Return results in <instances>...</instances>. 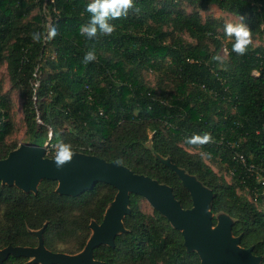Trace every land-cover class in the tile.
I'll use <instances>...</instances> for the list:
<instances>
[{"label": "trees", "instance_id": "1", "mask_svg": "<svg viewBox=\"0 0 264 264\" xmlns=\"http://www.w3.org/2000/svg\"><path fill=\"white\" fill-rule=\"evenodd\" d=\"M88 3L0 0V66L5 63L11 87L20 91L28 142L63 140L73 152L119 161L171 186L181 205L190 207L189 192L155 154L169 157L212 190V212L231 216L233 235L241 236L242 247L252 246L264 264V184L234 157L241 153L246 164L264 168V44L251 43L237 55L234 37L219 34L223 23L203 19L197 10L215 5L242 16L252 36L264 41V0H134L139 13L110 21L115 31L91 40L79 31L90 18ZM49 24L57 29L55 38L35 42L32 33H46ZM222 48L223 62L213 60ZM91 49L97 58L84 63ZM145 70L161 80L160 88L145 82ZM10 108L8 95L0 94V158L17 147L6 140L14 127ZM205 132L210 142L185 143ZM186 147L224 164L231 181ZM56 185L42 179L34 194L0 182V249L35 246L30 230L43 226L50 251L83 248L90 221L102 220L116 189L97 182L67 196L58 194ZM138 198L130 194V213L123 219L127 231L115 237L113 247L95 248L94 258L100 264H200L198 254L184 247L181 232L156 210L142 211ZM3 264L35 263L9 255Z\"/></svg>", "mask_w": 264, "mask_h": 264}, {"label": "water", "instance_id": "2", "mask_svg": "<svg viewBox=\"0 0 264 264\" xmlns=\"http://www.w3.org/2000/svg\"><path fill=\"white\" fill-rule=\"evenodd\" d=\"M48 140L43 145L21 143L0 158V182L23 192H37L42 179L56 181L55 191L77 196L103 182L116 189L102 220L89 223L90 235L76 253L53 252L43 243V227L30 230L36 236L35 246H11L0 249V264L9 256H22L35 264H100L94 249L100 245L113 247L117 235L127 229L123 219L130 213V194L145 198L154 210L180 231L187 251H195L200 264H260L262 257L252 252V246L242 247L240 235H233L234 219L225 212L211 210L213 192L195 175L172 163L169 157L155 154L180 179L191 197V206L184 208L173 194L172 187L144 174L133 172L116 161H106L96 155L74 152L72 162L58 169L54 157L45 155ZM149 146V143H147ZM213 218L216 222L213 223ZM45 225V224H44Z\"/></svg>", "mask_w": 264, "mask_h": 264}, {"label": "clouds", "instance_id": "3", "mask_svg": "<svg viewBox=\"0 0 264 264\" xmlns=\"http://www.w3.org/2000/svg\"><path fill=\"white\" fill-rule=\"evenodd\" d=\"M86 11L90 14V18L85 24L80 25L79 31L82 36L91 40L98 34L111 35L116 26L110 21L127 17L129 11L139 13L140 8L135 5L134 0H89ZM243 21L244 18L240 16L239 22L226 21L224 27L226 36L234 37L232 51L240 56L246 53L248 46L252 43V31ZM57 34L56 27L49 24L46 33L33 32L32 39L35 42H41L42 39L47 41L54 39ZM96 58L95 50L91 49L85 52L83 62L89 63L95 61ZM212 59L223 62V58L219 55H214ZM211 139V134L205 132L203 135L193 134L191 137H186L185 143L190 146H202L210 142ZM53 148L55 151L54 162L58 169L72 162L75 153L70 143L60 140L53 145ZM116 163L120 162L116 161Z\"/></svg>", "mask_w": 264, "mask_h": 264}, {"label": "rangeland", "instance_id": "4", "mask_svg": "<svg viewBox=\"0 0 264 264\" xmlns=\"http://www.w3.org/2000/svg\"><path fill=\"white\" fill-rule=\"evenodd\" d=\"M189 11L190 9L187 8ZM198 11H200L202 18H214L219 20L223 23V26L225 27L226 21H231L233 23L239 22L240 17L233 15L231 13L222 11L218 9L215 5H208L206 8H197ZM48 19H50L48 17ZM244 22V21H243ZM245 23V22H244ZM246 24V23H245ZM225 34L224 28L219 29V34ZM187 40H191L187 36H184ZM225 40L232 39V37H228L225 34L224 37ZM252 44L253 46L257 45H263L264 41L258 37L257 35L252 36ZM213 48V46H211ZM219 56L222 58L226 56V51L224 48L220 49L218 52ZM143 78L145 79V82L149 84L150 86H155L157 89L161 87V80H158L157 76L149 70H145L142 73ZM0 94H6L9 97L11 108H10V117L13 121L14 127L13 131L10 135L6 137V140L9 143H15L17 146H19L21 143H30L28 142V137L25 134V125L23 122V115H22V107L21 103L22 100L20 98V91L18 88L11 87V84L9 82L6 65L5 63L0 66ZM49 135V134H48ZM48 138L46 139V141ZM49 142V140H48ZM186 149L195 154H201L202 150L200 148H189L186 147ZM203 155V153H202ZM203 158L205 162L210 165L214 171L218 172L219 174L223 175L224 178L230 182V172L226 169L224 164H220L218 162L213 161L210 157H207L206 155H203ZM239 193L247 194L244 191H239ZM138 204L142 211L151 214L154 210L153 207L150 205V203L143 197L139 196L138 198ZM264 209V205L261 206Z\"/></svg>", "mask_w": 264, "mask_h": 264}, {"label": "built area", "instance_id": "5", "mask_svg": "<svg viewBox=\"0 0 264 264\" xmlns=\"http://www.w3.org/2000/svg\"><path fill=\"white\" fill-rule=\"evenodd\" d=\"M254 74L256 75L257 72L254 71ZM263 128H264V125H263ZM45 155L46 156H49V157H55V151H54L53 145L49 144V142H48V144L46 146V149H45ZM234 157L240 163H242L243 165H245L246 166V169L248 171H250L251 174H252V172H254L256 178L260 179L261 180V183L264 184V168H258L254 164H252V163L246 164L245 163V158H244L243 154H241V153H235Z\"/></svg>", "mask_w": 264, "mask_h": 264}]
</instances>
